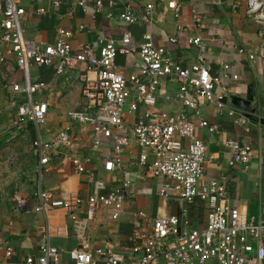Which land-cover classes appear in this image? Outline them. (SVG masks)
I'll use <instances>...</instances> for the list:
<instances>
[{"label":"crops","instance_id":"0c3cea01","mask_svg":"<svg viewBox=\"0 0 264 264\" xmlns=\"http://www.w3.org/2000/svg\"><path fill=\"white\" fill-rule=\"evenodd\" d=\"M96 1L20 0L25 38L37 45H54L61 29L71 32L68 41L76 49L83 45L97 47L98 40L106 37L119 42L125 33L131 36L133 45L139 46L142 36L149 33L153 45L164 47L176 63L186 67L195 60V51L188 46L187 38L198 29L197 34L205 42L210 73L223 74L222 64L228 66L226 78L221 80L226 90L224 100L229 107L245 113L248 129L235 125L225 111L193 98L196 108L188 112L191 119L195 123L204 120L218 129L214 134L196 129L206 147L204 176L223 183L227 203L236 207L243 219L254 217L256 221H263L264 62H249L238 50L253 51L264 45V31L259 36L260 28L254 18L248 16L245 0H220V4L217 0H183L177 13L168 8L169 0H151L153 10L149 24L143 22L148 0H102L99 13H95ZM124 8L139 17L135 24L118 19L117 14ZM192 8L201 19L199 28L194 27ZM109 12L113 13L112 18L106 16ZM179 28L183 31L179 32ZM170 38H176V42L169 43ZM116 63L129 74L137 69L139 59L136 55H117ZM83 74V65L59 76L52 67L32 65L26 71L19 70L10 54L0 63V264H23L26 257H36L39 248L46 243L57 248L60 264H73L69 252L77 248L75 231L84 229L89 231L92 249L110 248L128 254L137 245L131 240L136 221L134 211L145 215L140 220L144 232L151 229V220L177 216L181 210L186 211L185 219L190 227L201 229L205 223L203 203L188 204L176 198L165 201L158 196L157 180L150 179L138 163L140 149L134 139L120 152L118 169L110 173L103 169V157L112 154L113 141L101 139L95 149L92 127L73 123L68 118L69 112L85 110L80 79ZM26 80L46 86L33 96L35 102L47 105L46 123L39 128L32 122L20 128L12 127L17 108L25 98L14 92L11 84L21 85ZM177 85L174 77L163 81V88L170 97L174 96ZM156 109L172 114L181 106L159 95ZM142 112L141 108L135 114H127L125 124L132 125ZM65 129L76 139L75 145L52 153L46 166L48 171L39 176L35 172L39 155L33 142L38 138L49 142ZM243 147H249L248 169L229 166L233 153ZM73 157L82 161L84 172L76 171ZM123 181L129 182L126 193L134 195L135 201L126 203L125 213L117 221L110 222L102 213H97L91 223L71 220L72 215L79 219L85 217V202L89 196L107 194L120 188ZM36 190L49 192L53 200L62 201L67 207H47L40 212L17 211L12 196L31 198ZM8 250L12 256L7 259L4 253ZM96 261L103 264L104 256Z\"/></svg>","mask_w":264,"mask_h":264},{"label":"built area","instance_id":"2783aa9c","mask_svg":"<svg viewBox=\"0 0 264 264\" xmlns=\"http://www.w3.org/2000/svg\"><path fill=\"white\" fill-rule=\"evenodd\" d=\"M182 1L169 0L168 8L177 13ZM217 1L220 4V0ZM245 2L247 14L258 24L261 36L264 31V0ZM19 5L20 0H0V63L4 62L6 54H10L19 70L26 71L32 65L52 67L58 76L83 65L84 74L80 79L86 107L83 111L69 112L68 118L73 123L92 127L95 149L101 139L113 141L112 154L103 157V169L109 173L118 169L120 152L128 146L130 139H134L140 149L138 163L150 179L157 180V194L161 199L176 198L188 204L199 201L206 207L205 223L201 229L190 227L185 219L186 211L181 210L177 216L151 220L148 232L142 231L140 222L145 215L134 211L136 221L131 240L137 245L128 254L117 253L110 248L92 249L89 231L76 230L77 248L69 252L73 264H97L96 258L100 256H104L103 264H251L252 261L264 264V220L256 221L254 217L243 219L239 210L227 203L223 183L204 176L206 147L196 129L206 130L209 134L216 133L218 129L204 120L195 123L191 119L188 112L196 108L194 99H201L217 110L225 111L235 125L248 129L245 113L229 107L224 100L226 90L221 86V80L226 78L228 66L222 64L223 74L210 73L205 42L197 34L198 29L195 35L187 38L188 46L195 51V60L184 67L176 63L164 47L153 45L149 33L142 36L143 42L139 46L133 45L131 36L125 33L119 42L106 37L98 40L97 47L83 45L73 49L68 41L71 32L60 29L54 45H37L24 36L23 12ZM102 5V0L95 2V13L100 12ZM152 10V1L148 0L144 23L149 24ZM191 15L194 27L199 28L201 19L194 8ZM106 16L112 18L113 13ZM117 17L126 24H135L139 20L129 8H124ZM178 31L183 30L179 28ZM175 42L176 38L169 39V43ZM238 53L245 55L249 62H264V45L253 51L240 48ZM117 55H136L139 66L127 74L117 65ZM173 77L178 85L174 96L170 97L163 88V81ZM11 87L25 98L17 108L12 127L20 128L26 122H32L36 128L45 125L47 105L33 100L36 92L45 89V84L26 80L21 85L12 83ZM159 95L177 102L181 109L172 114L157 110ZM141 108L143 112L136 121L126 125V115L135 114ZM56 134L49 142L44 143L38 138L32 144L39 155L35 168L39 176L48 171L46 166L52 153L76 143L68 129ZM249 162V147H243L233 153L228 164L247 170ZM72 164L78 173L84 172L79 158L73 157ZM128 188L129 182L123 181L120 188L107 194L89 196L85 202V217L79 219L72 215L71 220L91 223L97 213H102L110 222L117 221L124 215L126 203L135 201L134 195L126 193ZM30 201H33L31 205ZM12 202L19 212L67 207L43 190H36L31 198L15 194ZM11 256V251H5V258ZM23 264H60L59 252L46 243L39 248L36 257H26Z\"/></svg>","mask_w":264,"mask_h":264}]
</instances>
